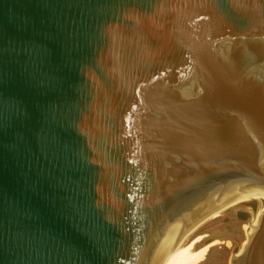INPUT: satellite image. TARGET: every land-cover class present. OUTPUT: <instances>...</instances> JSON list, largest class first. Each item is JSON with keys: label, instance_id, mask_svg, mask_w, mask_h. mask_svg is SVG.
<instances>
[{"label": "water", "instance_id": "1", "mask_svg": "<svg viewBox=\"0 0 264 264\" xmlns=\"http://www.w3.org/2000/svg\"><path fill=\"white\" fill-rule=\"evenodd\" d=\"M261 206L264 0H0V264H163Z\"/></svg>", "mask_w": 264, "mask_h": 264}, {"label": "bare ground", "instance_id": "2", "mask_svg": "<svg viewBox=\"0 0 264 264\" xmlns=\"http://www.w3.org/2000/svg\"><path fill=\"white\" fill-rule=\"evenodd\" d=\"M263 212L261 206L212 215L163 264H235L249 245Z\"/></svg>", "mask_w": 264, "mask_h": 264}]
</instances>
